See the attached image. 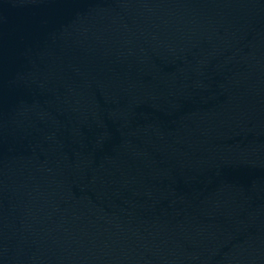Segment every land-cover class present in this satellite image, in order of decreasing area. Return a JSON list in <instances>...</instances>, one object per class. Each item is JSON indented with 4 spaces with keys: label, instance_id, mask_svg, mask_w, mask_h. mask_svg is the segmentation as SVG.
Listing matches in <instances>:
<instances>
[{
    "label": "water",
    "instance_id": "95a60500",
    "mask_svg": "<svg viewBox=\"0 0 264 264\" xmlns=\"http://www.w3.org/2000/svg\"><path fill=\"white\" fill-rule=\"evenodd\" d=\"M0 264H264V0H0Z\"/></svg>",
    "mask_w": 264,
    "mask_h": 264
}]
</instances>
